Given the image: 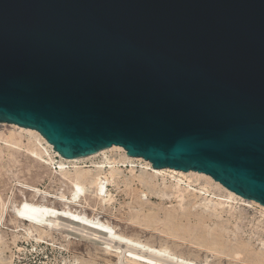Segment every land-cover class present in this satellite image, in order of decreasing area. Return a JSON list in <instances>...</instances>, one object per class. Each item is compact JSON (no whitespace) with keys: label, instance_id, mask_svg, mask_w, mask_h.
<instances>
[{"label":"water","instance_id":"95a60500","mask_svg":"<svg viewBox=\"0 0 264 264\" xmlns=\"http://www.w3.org/2000/svg\"><path fill=\"white\" fill-rule=\"evenodd\" d=\"M0 122L264 205V0H0Z\"/></svg>","mask_w":264,"mask_h":264},{"label":"bare ground","instance_id":"6f19581e","mask_svg":"<svg viewBox=\"0 0 264 264\" xmlns=\"http://www.w3.org/2000/svg\"><path fill=\"white\" fill-rule=\"evenodd\" d=\"M0 126L8 127L0 130V154L6 153L13 158L12 148L18 150L21 148L33 157L41 158L47 164H55L63 184L64 182L69 183L67 191L57 188L59 191L46 194L45 191L42 193L38 188L20 182L23 188L32 192V198L24 199L15 205L13 215L17 224L14 223L9 244L0 226V264H13V254L3 258L4 250L8 249L11 244L18 247V242L29 240H33L38 246L47 243L48 240L54 243L53 233L59 234L67 243L83 242L91 247L87 257L75 255L71 259L63 257L62 264H222V258L228 259L227 262L233 264L232 262L244 261L242 250L250 255L249 259L245 260L247 264L264 263V255L260 256L251 244H246L241 248L233 245L231 248L224 249L220 236H226L225 240L232 243L238 235L239 228L236 225H233V228L215 224L211 226L205 221L206 215H217L218 207L224 203L220 198V200L217 199L218 201L213 200L212 196L207 197L206 194L214 195L215 192L210 188L219 190V192L221 190L222 198L232 201L239 200V202L243 201L251 205L256 204L260 207L262 214L264 205L235 194L209 175L195 170L154 168L148 160L142 157L127 155L119 145H112L85 156L65 158L34 129L5 122H0ZM108 152H115L117 156L107 155ZM98 155H102V159L94 162L93 159ZM87 161L91 162L89 168L76 166L77 163ZM136 161H142L146 167L150 168L146 177L140 174L135 175ZM120 167L127 168L130 173L128 178H124L127 187L137 181L140 185L152 188L151 193L159 196L161 200L174 198L176 205L173 204L174 206L170 208H160V211L153 214H145L140 209H136L128 217L116 218L117 222L133 227L132 232L123 230L119 223L103 219L99 211H107L108 206L114 200L107 186L120 177ZM158 174L163 177L170 176L174 181L161 186L154 182ZM199 181H201V186L196 189L197 193L191 192L189 189V187L192 188L191 183ZM183 182L185 185H182ZM189 191L193 200L184 203ZM87 194L90 195L93 203L89 202ZM137 194L133 195L136 199H141V195ZM36 197H42L47 201L51 199L62 206L56 207L45 201H38ZM82 201H85L90 208V214L86 212L87 208H84L85 204H82ZM202 201L204 206L201 204ZM0 203L1 212H4L5 203L2 200ZM201 205L204 209L197 212L191 210ZM191 218L197 219L196 223H191ZM218 232L221 233L220 236L210 237ZM259 241L261 245H264V236ZM60 249L67 250L63 244H60ZM110 257L115 259L113 263L108 261ZM216 257L219 258L215 259Z\"/></svg>","mask_w":264,"mask_h":264},{"label":"rangeland","instance_id":"374dc122","mask_svg":"<svg viewBox=\"0 0 264 264\" xmlns=\"http://www.w3.org/2000/svg\"><path fill=\"white\" fill-rule=\"evenodd\" d=\"M7 128L8 127L6 126H0V130H5ZM12 149L14 150H12V152L14 153L13 158L12 156L10 157L6 153H3V155L0 154V202L2 200L5 203L3 209L4 212H1L0 203V226L6 235L5 239L8 244L10 243L11 232L13 231V227L15 225L14 223L17 224V222L14 221L13 215L15 205H18L24 199L28 198L29 200L32 198V192L23 188V185L20 184V182L38 188L42 193L45 191L46 194H52L57 190L59 191V189L57 188H60V190L67 191V186L69 184L66 182H64L63 184L62 178L55 164H47L43 160H41V158L33 157L31 154L26 153L21 148H19V150L16 148ZM106 154L111 156H117V153L115 152H108ZM9 158H11V160ZM101 159L102 155H98L96 158L93 159V161L98 162ZM70 165L69 168L71 169L72 167ZM90 165V161H87L85 163L80 162L76 164V166H84L85 168H89ZM120 168V177L117 178L116 181H114L113 183L108 184L107 186L108 191L114 196V200L112 204L108 206L107 211H99L101 212L100 216H102L103 219H107L113 223H119L116 221V218L128 217L129 214L135 211L136 209H140V211L145 214H153L160 211L162 208H170V206L172 207L176 205L174 198L170 197L161 200L159 196L151 193V191H153L152 188H149L145 185H140L137 181H135L130 187H127L125 185L124 178H128L130 176V173L127 168ZM148 172H150V168L146 167L142 161L135 162V175L140 174L146 177ZM173 181V178H170V176L166 175L163 177L161 174H158L154 178V182L160 184L161 186H163V184H170ZM183 183L182 185H185V183ZM200 184L201 181H199L198 183L192 182L191 187L193 189L189 187L190 191L197 193L196 189L198 188V186H201ZM212 189L213 188H210L211 191L215 192V196L213 194L211 195V193L206 194V196H212L211 198L213 200L221 199L224 201V203L222 206L218 207L219 213L217 215H206L207 217H205V221H207L211 226L215 224L217 226L220 225L223 227L233 228L236 225L238 226L239 231L235 239L232 240V243H229L225 240L227 239L226 236H220V232L215 233L210 237L215 238L217 236H220V239L223 241L224 249L231 248L233 247V245L239 246L241 248V246L251 244V247H253V249L257 251L260 256H262V254L264 255V245H261L259 241V239L264 236V213L262 214L260 212V207L256 204L251 205L247 202H239V200H226L220 195L222 194L221 190L219 192V190ZM190 191L188 193V196L184 200V203H188V201L193 200V196L191 195ZM142 192L146 195H142ZM133 194H137L138 196L140 194L141 199H136L135 195ZM200 196L202 197V195ZM200 196L198 197V201ZM87 197L89 198V202L93 203V200L89 194H87ZM35 199H37L38 201H45L47 204H51L56 207L62 206L60 203L53 202L51 199H48V201L46 199H43L42 197H36ZM202 203L203 201L201 202V204ZM82 204H85V201H82ZM202 205L196 206L195 209L191 210L194 212L200 211L204 209V205ZM210 205L211 204H209V206ZM84 208H87L86 212L90 214L91 210L86 204ZM196 221L197 219L191 218V223H196ZM119 224L125 231L132 232L134 230L133 227L126 223ZM52 236L54 237V243L48 240L47 243H42L39 246L36 245L33 240L18 242L17 245L20 249L11 244L8 249L4 250L3 258L5 259V257H8L13 254V264H62L61 260L63 257L66 259H71L74 255L79 257H87L89 249L91 248L87 243L76 241H71L70 243H67L57 233H53ZM47 239L51 238L47 237ZM60 244L65 245L67 250L60 249ZM242 254L244 257V261H237L232 263L247 264L245 260L249 259L250 255L249 253H246L243 250ZM218 258L219 257H216L215 259ZM114 260L115 259H113L112 257L108 258V261H112V263L114 262ZM227 261L228 259L222 258V264H229V262Z\"/></svg>","mask_w":264,"mask_h":264}]
</instances>
